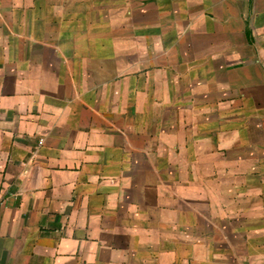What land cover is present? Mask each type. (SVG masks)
I'll return each mask as SVG.
<instances>
[{"label":"crops","instance_id":"obj_1","mask_svg":"<svg viewBox=\"0 0 264 264\" xmlns=\"http://www.w3.org/2000/svg\"><path fill=\"white\" fill-rule=\"evenodd\" d=\"M0 264H264V0H0Z\"/></svg>","mask_w":264,"mask_h":264}]
</instances>
